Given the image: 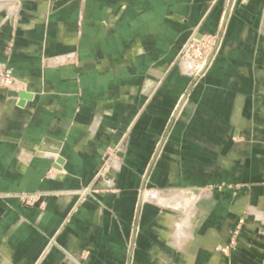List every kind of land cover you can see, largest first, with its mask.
Returning <instances> with one entry per match:
<instances>
[{
  "label": "crops",
  "instance_id": "obj_1",
  "mask_svg": "<svg viewBox=\"0 0 264 264\" xmlns=\"http://www.w3.org/2000/svg\"><path fill=\"white\" fill-rule=\"evenodd\" d=\"M224 1L0 0V70L25 93H0V264H125L139 201L133 264H230L240 219L264 256V0L222 21ZM192 34L217 36L193 79L173 64ZM105 160L114 191L76 206Z\"/></svg>",
  "mask_w": 264,
  "mask_h": 264
},
{
  "label": "rangeland",
  "instance_id": "obj_2",
  "mask_svg": "<svg viewBox=\"0 0 264 264\" xmlns=\"http://www.w3.org/2000/svg\"><path fill=\"white\" fill-rule=\"evenodd\" d=\"M219 0H211L212 5L215 4ZM237 5V0H225L222 10V21H225L227 17L235 10V7ZM223 27V24H222ZM219 35L222 34V29ZM216 39L217 36H210V35H202L200 39H197L194 37V35H190L186 42L181 46L179 52L177 53L176 57L174 58L173 64L178 66L182 72L187 75L188 77H191L192 79L195 77H199L202 74L205 73V71L209 68L211 65V61L215 57L216 49H214V46L216 45ZM12 71L10 69L4 68L0 71ZM13 75V73H12ZM14 76V75H13ZM17 87L20 86V84L16 85ZM1 88H4L5 86L0 85ZM181 100L179 101V103ZM180 111L177 107L174 108L171 115L168 116L166 123L164 125V129L160 134V138L154 148V152L150 158V161L148 163V166L146 168V177L145 180H148L147 176L152 172L153 168L155 167V164L158 160L159 155L161 154L162 146L165 144L168 138V133L176 121H180ZM106 160L103 162L101 167L98 169L94 185L90 187H84L79 189L78 191L73 192L71 195L75 197L76 199V206L81 205L83 203L88 202H98V194L99 193H111L114 191V187L111 185H102L99 186L101 182L106 178V173L108 171V164H106ZM145 187L142 189L144 190ZM151 190V189H149ZM154 190V189H153ZM43 197H38L35 195H21L20 200L23 204L26 205H33L36 202L42 200ZM140 207L141 202L139 201L137 204V209L133 218V224L131 228V238L128 242L126 249H127V260L125 264H133L135 262L134 254L135 250L137 249L135 238L137 236V233H139V226L138 221L140 217ZM245 215H249L247 212H245ZM253 218V216L251 217ZM245 225L243 219H240L233 230L229 234V242L227 245V248H225L224 254L226 257H228V263L231 264V255L233 254V251H235L237 248H242L244 253L243 254L246 259L248 258L250 261L254 262V264H264V256L257 259V254L255 250L252 248L251 245H244L241 244V239H246L248 244L251 241V237L255 234L253 231V228H245L243 227ZM241 244V245H240ZM54 245L53 241L49 242L46 246V249L43 253L45 255L51 247ZM239 246V247H238ZM251 246V247H250ZM254 250V251H253ZM256 253V254H255ZM42 255V256H43ZM90 253L88 251H84L81 253V255L78 258H71L69 257L67 259L68 264H75V261L78 262V264H91L89 260ZM253 257H256L254 260ZM248 261V263L250 262Z\"/></svg>",
  "mask_w": 264,
  "mask_h": 264
},
{
  "label": "built area",
  "instance_id": "obj_3",
  "mask_svg": "<svg viewBox=\"0 0 264 264\" xmlns=\"http://www.w3.org/2000/svg\"><path fill=\"white\" fill-rule=\"evenodd\" d=\"M19 84V81L12 75L10 71H0V85L5 86L4 88H17L16 85Z\"/></svg>",
  "mask_w": 264,
  "mask_h": 264
},
{
  "label": "water",
  "instance_id": "obj_4",
  "mask_svg": "<svg viewBox=\"0 0 264 264\" xmlns=\"http://www.w3.org/2000/svg\"><path fill=\"white\" fill-rule=\"evenodd\" d=\"M0 93L6 95L7 97H13V98H17V97H23L25 93L23 92H15V91H11L9 89H0ZM58 164H60L62 161L61 159H57L56 161Z\"/></svg>",
  "mask_w": 264,
  "mask_h": 264
},
{
  "label": "bare ground",
  "instance_id": "obj_5",
  "mask_svg": "<svg viewBox=\"0 0 264 264\" xmlns=\"http://www.w3.org/2000/svg\"><path fill=\"white\" fill-rule=\"evenodd\" d=\"M6 89H7V88H6ZM16 89H17V88H14V87L9 88V90H11V91L19 92V91H17Z\"/></svg>",
  "mask_w": 264,
  "mask_h": 264
}]
</instances>
